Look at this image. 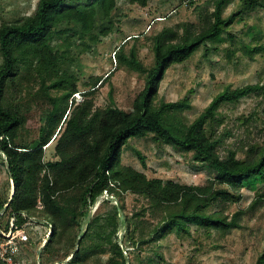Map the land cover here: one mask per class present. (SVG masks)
<instances>
[{"label": "trees", "instance_id": "obj_1", "mask_svg": "<svg viewBox=\"0 0 264 264\" xmlns=\"http://www.w3.org/2000/svg\"><path fill=\"white\" fill-rule=\"evenodd\" d=\"M132 1L141 6L148 2ZM200 1L182 0L180 5L191 6ZM117 2L38 0L31 15L0 24V155L14 183L11 199L9 203L0 201V211L8 203V209L12 206L9 213H15L19 224L27 220L23 213L36 216L34 221L45 219L52 225V232L44 248L56 256L64 253L65 258L71 256L65 264L82 262L81 245L91 233L102 236L101 247L111 248L105 264H132L124 256L126 248L117 239L124 224L126 240L136 248L172 233L190 235V224L207 234L214 230L225 235L239 226L245 210L229 216L223 210L210 211L211 205L217 201L238 202L242 188L255 191L251 207L264 200V141L242 147L244 158L239 157L237 149L227 153L219 149L231 135L228 128L219 131L225 122L221 107L236 104L253 93L264 96V83L227 87L191 123L181 116L190 107L186 97L155 103L161 82L171 67L188 61L202 45L207 52L212 50L209 42L220 44L229 39L234 43L236 35L230 27L236 18L259 7L264 9V0H240V9L228 17L223 14L230 0H212L213 11L200 14L198 24H184L183 33L164 28L153 36L154 63L149 69L137 59L135 48L125 49L127 41L141 35L128 36L115 50V69L124 65L144 74L145 86L135 97L132 108L96 106L93 98L96 86L99 80L108 81L111 73L86 84L90 87L82 91L84 99L74 103L72 97L80 90L78 77L70 65L75 56L90 51L102 37L115 31L113 13ZM256 40L259 44H245L250 54L264 50L261 39L253 36L252 41ZM234 52L230 50V54ZM36 97L49 105L43 112L45 123L40 140L31 142L21 139V131ZM58 129L54 146L57 159L45 162V146ZM147 136H152L154 142L170 144L183 154L193 153L194 161L209 165L216 176L204 185L185 184L148 178L144 172L123 165L124 146L132 138ZM138 154L145 164V157L139 151ZM260 184L262 189L258 187ZM105 191L118 196L121 202L110 204L111 211L107 214L91 218V206ZM127 192L147 201L131 216L123 203ZM69 197L72 202H67ZM39 201L43 204L41 209ZM105 202L110 203V198ZM149 215L158 221L147 234L144 217ZM84 224L87 227L82 236ZM151 263L152 260L140 261ZM0 264L6 263L0 259ZM255 264H264V250Z\"/></svg>", "mask_w": 264, "mask_h": 264}, {"label": "rangeland", "instance_id": "obj_2", "mask_svg": "<svg viewBox=\"0 0 264 264\" xmlns=\"http://www.w3.org/2000/svg\"><path fill=\"white\" fill-rule=\"evenodd\" d=\"M207 1L201 0L191 6H181L182 0H148L147 5L141 6L132 0H118L113 13L115 31L107 37H102L90 51L75 56L70 65V69L78 77L77 86L80 90L72 97L74 103L84 99L82 91L90 87L86 84L92 83L96 78L104 79L111 73L108 81L101 83L99 80L96 86L98 88L93 95L96 106L105 107L112 104L130 110L135 97L145 86V78L144 74L124 65L115 69L117 47L122 45L128 36L141 35L138 39L127 41L125 49L129 51L135 48L137 59L149 69L154 63L153 36L164 28L178 30L181 34L184 24H198L200 14L213 11L212 0H209V3ZM37 2L38 0H0V24L31 15ZM240 7V0H230L224 17L238 11ZM230 30L236 35L234 43L229 39L220 44L209 42L208 47L212 50L207 52L206 46L202 45L188 61L171 67L161 82L155 103L159 105L163 101L172 102L186 97L190 107L186 108L181 116L186 123H191L211 100L227 87L234 89L247 84L264 83V50L250 54L249 48L245 47V44L250 42L253 46L259 44L257 40L252 41L253 36L261 39V44L264 45V9L259 7L255 11L239 15ZM224 36L226 38V32ZM86 41L88 43V39ZM232 49L235 52L230 54ZM34 87L37 88L38 85L35 84ZM52 92L56 93L54 89ZM45 102L43 98L36 97L32 109L27 113V123L21 131V139L31 142L40 140V131L45 123L42 120L43 112L49 105ZM221 114L225 122L219 131L224 128L231 131V135L224 139L219 148L221 153L237 149L239 157L244 158L242 147L247 148L255 142L263 144V95L253 93L243 97L236 104H225L221 107ZM58 131L59 129L45 146V162L57 159L54 146ZM138 151L145 157V164ZM121 161L123 165L144 172L148 178L157 177L164 181L204 185L209 178L216 176L215 170L209 165L194 161L193 153L183 154L170 144L154 142L152 136L130 139L123 148ZM258 187L262 189L263 186L260 184ZM13 191L14 183L7 172L4 158L0 155V201L9 203ZM240 194L241 199L238 202L217 201L209 208L210 211L223 210L229 216L238 210H245L239 226L227 234L221 235L214 230L207 234L204 229L190 224V235L172 233L136 248L133 242L126 240L127 226L124 224L117 238L122 247L126 248L124 256H128L132 264H140L141 260H152L151 264H255L264 250V200L251 207L256 198L255 191L242 188ZM69 196L71 197L72 193ZM70 197L67 202H72ZM108 198L110 203L105 202ZM123 201L130 216L147 203L145 198L131 192L124 194ZM120 202L118 196L105 191L91 206V218L107 214L111 211L110 204ZM144 220L145 232L149 234L157 224L158 218L149 215L144 217ZM86 227L87 224L82 226V236ZM29 231L32 233L31 241L20 244L16 264H65L71 258H65V253L56 256L44 248L51 235L52 225L42 217L36 220L35 229L30 226ZM153 234L154 231L147 238L150 239ZM101 238L98 232L87 236L81 245L84 258L78 264L107 262L111 248L101 247ZM68 253H71V250Z\"/></svg>", "mask_w": 264, "mask_h": 264}, {"label": "built area", "instance_id": "obj_3", "mask_svg": "<svg viewBox=\"0 0 264 264\" xmlns=\"http://www.w3.org/2000/svg\"><path fill=\"white\" fill-rule=\"evenodd\" d=\"M38 208H43L41 201H39ZM8 210V203H6L0 211V259L6 264H16L14 259L19 253L20 244L31 241L32 233L29 231V227L35 229L36 221L34 220L36 216L29 217L23 213L22 216L27 220L19 224L15 213L11 215Z\"/></svg>", "mask_w": 264, "mask_h": 264}]
</instances>
